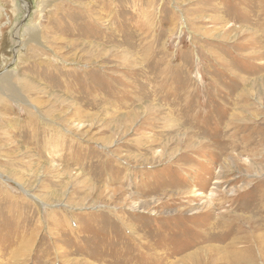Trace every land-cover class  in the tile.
Here are the masks:
<instances>
[{"label": "rangeland", "instance_id": "1", "mask_svg": "<svg viewBox=\"0 0 264 264\" xmlns=\"http://www.w3.org/2000/svg\"><path fill=\"white\" fill-rule=\"evenodd\" d=\"M2 79L0 264H264V0H0Z\"/></svg>", "mask_w": 264, "mask_h": 264}, {"label": "bare ground", "instance_id": "2", "mask_svg": "<svg viewBox=\"0 0 264 264\" xmlns=\"http://www.w3.org/2000/svg\"><path fill=\"white\" fill-rule=\"evenodd\" d=\"M35 35L34 36H32V40L34 39L35 40ZM3 81H6L5 79H2V84H0V85H4L5 83L3 82ZM2 87V86H1ZM10 92H11V94H13V95H15V92L13 91V90H11V89H8ZM90 119V118H89ZM92 121V120H91ZM233 143V142H232ZM233 145V144H232ZM40 157V156H39ZM225 216V215H224ZM225 218V217H224ZM241 227V226H240ZM222 228V227H221ZM253 248H255V246H252V248H251V250H249L250 251V253L252 254V256H254V249Z\"/></svg>", "mask_w": 264, "mask_h": 264}]
</instances>
